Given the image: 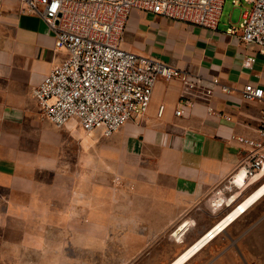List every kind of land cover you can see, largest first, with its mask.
Listing matches in <instances>:
<instances>
[{
  "label": "crops",
  "instance_id": "1",
  "mask_svg": "<svg viewBox=\"0 0 264 264\" xmlns=\"http://www.w3.org/2000/svg\"><path fill=\"white\" fill-rule=\"evenodd\" d=\"M237 21L230 12L228 20L219 17L210 29L132 9L121 46L189 71L212 92L207 101L192 98L194 104L176 115L182 83L159 79L146 112L105 137L100 129L84 131L76 122L58 127L43 117L31 90L66 51L53 52V31L41 17L25 12L22 0H0V233L14 237L0 246L39 255L37 261L20 252L11 256L16 264H50L44 259L49 250L62 247L59 240L50 241L53 222L100 214L99 208L84 207L89 200L98 201V194L84 197L89 178L84 170L99 168L101 157L147 187L133 198L125 194V202L136 203H124L117 214L115 209L111 216L119 219L111 221L106 238L94 221L87 223L86 233L75 230L64 247L81 251L58 257L56 264L159 263L189 239L195 238L194 245L264 185V170L243 182L229 179L250 155L236 138L258 139L264 108V100L242 96L249 82L264 88V54L226 33L229 23ZM247 55L255 56L250 68L243 65ZM68 200L74 208H68ZM201 208L204 217L190 215ZM253 211L264 216V194L200 248L214 249L211 264H227L222 263L225 254L236 246L227 231ZM200 249L182 264L197 260ZM200 260L194 264L209 263Z\"/></svg>",
  "mask_w": 264,
  "mask_h": 264
},
{
  "label": "built area",
  "instance_id": "2",
  "mask_svg": "<svg viewBox=\"0 0 264 264\" xmlns=\"http://www.w3.org/2000/svg\"><path fill=\"white\" fill-rule=\"evenodd\" d=\"M231 1L240 13L236 23H229L226 33L264 54V0ZM22 2L25 12L41 17L53 31V52L66 51V57L31 90L41 114L53 125L76 122L84 131L100 129L105 137L111 136L126 121L146 112L159 79H178L182 83L176 115L194 104L192 98L209 99L211 88L198 76L155 57L126 50L121 41L132 9L214 29L224 0ZM254 61V55H247L243 65L250 68ZM242 96L264 100V88L249 82ZM162 109L160 106L159 113ZM207 110L213 112L212 106L207 105ZM256 131L258 139L236 138L249 148L250 155L230 175L231 182H243L264 170V108Z\"/></svg>",
  "mask_w": 264,
  "mask_h": 264
},
{
  "label": "rangeland",
  "instance_id": "3",
  "mask_svg": "<svg viewBox=\"0 0 264 264\" xmlns=\"http://www.w3.org/2000/svg\"><path fill=\"white\" fill-rule=\"evenodd\" d=\"M230 12H232V19L234 21L238 20L240 13L239 8L234 7L232 5L231 0H224L221 16H219L220 21L225 22L226 20H228ZM169 20L180 22L174 19ZM102 155L103 153H101V156ZM84 171L87 174L85 175L89 176L88 180L85 181L86 186L84 187V197L86 198V196L89 197L91 195L98 194V196H94V198L98 197V201L92 202L89 200L85 202L84 207L99 208L100 214L94 216L89 215L83 218L67 217L65 221V218H60V220H58V222H61L60 224L58 222H53L58 226L53 225L51 227L50 241L54 243L59 240L62 244V247L59 249L53 248L49 250L50 253L47 255L49 256V258L46 257L44 259H46V261H50V264H56L58 257H68L76 251H81L77 248L65 249L64 246H67V242H71V240L74 239V237L76 236V234L74 233L75 230L80 233H86L87 229L89 228L86 225L89 221H94L98 223L101 238H106L108 236L109 226L113 225L111 224V221H113L114 219L118 221L119 219L118 216L115 217L111 215L114 213L117 214L118 211L124 207V203H136L135 201L125 202V194L128 195V198H133V194H135L136 192H140L142 186H144V188L147 187L144 182H140L131 176L123 175L122 173H119L113 168H111L107 156L103 158L101 157L99 168H96V170L95 168L92 170L87 169L85 167ZM93 172L95 173L91 175V173ZM67 205L69 209L74 208V202L71 200H68ZM115 209L117 211H115ZM190 215H192V217H204L206 215V209H194ZM255 215L256 211H253L252 213H250V215L241 218L236 225L232 226V228L227 231V235L229 237L236 239L232 242L231 245L236 244V246L234 248H230L229 250H223V252L227 250V254H225V261H222V263L225 262L227 264H264V216ZM183 219H186V217ZM59 225L62 227H59ZM8 235L9 238H5L8 237ZM13 238L14 237H12L11 234L0 233V242L7 239V242L10 243ZM194 239L195 238L189 239L188 241H186V243L179 246L171 254H169L167 257H165L159 263L156 264H170L171 261L177 256H179L183 251H185L189 245H192L191 243L194 241ZM213 250L214 249L207 247L200 249V251L197 253L198 257H196L198 259L193 261L192 264H194V262L196 261H201L200 259L202 258H207V263L209 262L208 264H211L216 259H208V257L212 254ZM84 251L87 252V250ZM20 252L22 253V256L33 257L37 261L39 259V255L37 254V252L32 253L30 249H3V246H0V264H16L15 259H13L11 256L17 257ZM101 252H103L104 257L107 256L106 250H101ZM239 255L242 256V259L239 257ZM223 259L224 258H222V260Z\"/></svg>",
  "mask_w": 264,
  "mask_h": 264
},
{
  "label": "bare ground",
  "instance_id": "4",
  "mask_svg": "<svg viewBox=\"0 0 264 264\" xmlns=\"http://www.w3.org/2000/svg\"><path fill=\"white\" fill-rule=\"evenodd\" d=\"M261 194H264V185L259 187L248 199L243 203L239 209H237L235 212H233L231 215H229L226 219H224L222 222H220L217 226L213 228L209 233L205 234L201 239H199L194 245H192L188 250L183 252L175 261H173L171 264H182V262L190 257L193 253H195L197 250H199L208 240H210L217 232H219L229 220L233 219V217L239 213L240 211H243L247 204L252 202L253 200L259 198Z\"/></svg>",
  "mask_w": 264,
  "mask_h": 264
}]
</instances>
